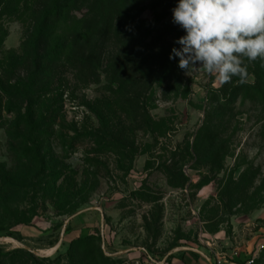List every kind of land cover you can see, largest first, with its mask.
<instances>
[{
	"label": "rangeland",
	"instance_id": "374dc122",
	"mask_svg": "<svg viewBox=\"0 0 264 264\" xmlns=\"http://www.w3.org/2000/svg\"><path fill=\"white\" fill-rule=\"evenodd\" d=\"M112 1L107 13L116 16L120 1ZM139 1L149 20L160 0ZM170 1L156 11L166 25L143 44L113 28L87 39L81 23H53L39 56L63 64L50 85L39 80L36 96L25 84L51 0L0 7V264H264L256 67L244 61L246 78L222 83L199 64L186 74L177 58L173 78L160 79L185 34L171 22ZM29 106L41 113L33 123ZM210 134L221 137L215 156L185 155V142L204 149Z\"/></svg>",
	"mask_w": 264,
	"mask_h": 264
},
{
	"label": "clouds",
	"instance_id": "9594fccd",
	"mask_svg": "<svg viewBox=\"0 0 264 264\" xmlns=\"http://www.w3.org/2000/svg\"><path fill=\"white\" fill-rule=\"evenodd\" d=\"M171 13L185 34L169 59L186 74L199 64L222 83L243 81L245 59H264V0H176Z\"/></svg>",
	"mask_w": 264,
	"mask_h": 264
},
{
	"label": "trees",
	"instance_id": "16d2710c",
	"mask_svg": "<svg viewBox=\"0 0 264 264\" xmlns=\"http://www.w3.org/2000/svg\"><path fill=\"white\" fill-rule=\"evenodd\" d=\"M7 1L8 0H0V7H2V5H5ZM108 1L110 3L113 2L112 0H51L50 3L43 6L44 11L42 12V16L40 17L37 26V28H39L41 32H38V35L32 44L33 59L31 65L33 70L29 72L25 84V87L29 91V95L36 96L38 94L36 91L33 93V91L39 80L44 81L45 85H50L52 83L51 77L54 66L56 67L57 64H63L60 62V58H57V56L52 57V59L49 56H39L38 41L42 40V38L44 37L45 42L43 43V45L44 47L46 46V39L51 38L50 33L53 28V26L51 25L53 23L59 20H62V23H64L65 25L70 22H76L77 24L81 23V30L84 29L86 30V32H88L87 39L92 35V32L95 28H101L103 30V33L101 34L103 35L109 33L113 28V33L115 36L118 32H123V34H126L127 37L129 36L132 42H135L137 44L145 43L146 40L151 38L153 34H158L160 32L159 28L162 27V25H166V23L161 24V15L156 12L157 9L166 0H160L155 3V7H153L154 9H152V14L149 20L141 18L143 10L145 8L140 9L136 7L140 2L139 0L137 2L136 0H117L120 2L115 4H118V7L121 11L117 13L116 16L109 15L107 13V10L110 6ZM173 2H176V0L170 1V3ZM72 11H76V13L79 14V17H72ZM42 27L43 31L41 29ZM85 44L78 47L82 49L84 48ZM170 47L172 49L176 46L171 45ZM170 53L171 50H168V55H170ZM168 55H165L166 58H163L161 72L158 76L160 79H164L167 77L169 79H172L175 75V69L177 68L176 59L170 60ZM258 60L252 61L256 68L251 72L254 77V82L251 85V88L253 89L251 99L255 100L256 102H264V59L258 58ZM245 61L249 62L246 59ZM81 63H92V58H90L89 56L86 59L82 58ZM68 66H72V64H69ZM147 76L149 77L150 75ZM234 81L237 83L241 82L239 77H234ZM140 98L141 96L139 95V99ZM140 108L144 110L142 116L144 117L143 124L145 126L146 132L154 130L153 125H155V122L148 114L146 105L143 107L141 106ZM40 114V111L37 112L36 109L32 110L29 106L26 109L25 119L26 121L33 123L34 121H36L35 119H38V116H40ZM17 128H22V126L17 125ZM209 137L211 138V142L207 138L206 144L203 145L205 146L204 149H202V145L200 146V144H197V139H195L192 145H190L188 142H185V155L188 156L189 152V155H192L194 153L198 157L199 155H202L204 157L215 156L214 153L216 152V148L218 147L216 143L219 141L221 142V137L218 134H210ZM213 164L214 163L209 160V165L212 166ZM168 176L170 180H172L171 183L174 184V175L170 174Z\"/></svg>",
	"mask_w": 264,
	"mask_h": 264
},
{
	"label": "built area",
	"instance_id": "2783aa9c",
	"mask_svg": "<svg viewBox=\"0 0 264 264\" xmlns=\"http://www.w3.org/2000/svg\"><path fill=\"white\" fill-rule=\"evenodd\" d=\"M210 264H222V261L219 257H213V259L210 260Z\"/></svg>",
	"mask_w": 264,
	"mask_h": 264
}]
</instances>
